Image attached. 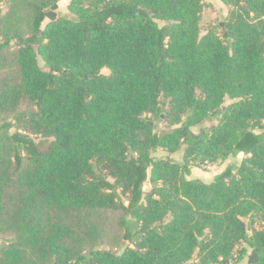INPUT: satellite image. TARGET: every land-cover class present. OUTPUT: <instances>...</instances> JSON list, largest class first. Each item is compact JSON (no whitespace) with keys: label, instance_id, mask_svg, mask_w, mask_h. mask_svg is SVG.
<instances>
[{"label":"trees","instance_id":"obj_1","mask_svg":"<svg viewBox=\"0 0 264 264\" xmlns=\"http://www.w3.org/2000/svg\"><path fill=\"white\" fill-rule=\"evenodd\" d=\"M58 1L32 5L26 36L2 30L0 6V129L17 126L10 157L0 147V223L57 263L264 264V0H222L223 26L203 34L201 0H70L63 16ZM238 154L210 182L187 177ZM93 208L124 213L121 252L65 246L63 217Z\"/></svg>","mask_w":264,"mask_h":264},{"label":"rangeland","instance_id":"obj_2","mask_svg":"<svg viewBox=\"0 0 264 264\" xmlns=\"http://www.w3.org/2000/svg\"><path fill=\"white\" fill-rule=\"evenodd\" d=\"M44 0H15L12 3L7 1L1 2L2 13L5 14L2 22V30L6 33L18 32L26 36L29 33V25L31 18L32 5L40 3ZM202 9L200 12L199 27L200 33L205 32L207 25L211 24L215 30L219 32V25L223 26L229 12L227 6L222 0H201ZM70 0L58 1V15L63 16L68 14V4ZM10 5H12L10 7ZM47 22L44 18L41 22V27ZM161 24V22H159ZM5 35H0V40H3ZM13 43V41H11ZM12 55L9 51L3 50L0 54V76H7L13 70ZM41 63V61H40ZM103 73H108L106 68H102ZM232 100L225 96L222 104L223 108L227 106ZM32 106L27 101H21L18 106L17 112H24ZM12 114L7 115V119L11 118ZM164 118V114H160ZM161 118L155 120V131L160 133L170 128L169 123ZM218 116L204 119L197 125L191 126L193 132H197L200 127H209L216 124ZM173 126V125H172ZM13 125L8 130L0 129V147L5 152V156L10 157V134L16 130ZM183 150L169 152L165 149H158L153 153V157L167 158L174 162H181ZM243 154L236 156H229L226 159H218L215 161L205 162L202 165H191V173L187 176L189 179H198L203 182H210L218 173H220L227 165H233L234 169L239 165ZM112 181V179L110 178ZM151 185L148 181L144 183L143 189L148 191ZM124 213L121 210L106 209V208H93L78 210L66 214L63 217V224L69 230L68 237L65 240V246L71 252L86 253L90 250L106 249L113 252H121L123 248L129 244L123 236V227L121 219ZM245 222H249V217H243ZM257 227L264 226V222L256 221ZM197 261L196 253L192 258L185 261L183 264H193ZM71 261L66 263H57L54 257L50 255L47 248H38L30 241H26L25 237L13 233L12 229L6 221L0 223V264H70ZM220 264V263H210ZM228 264H246V259L238 262L235 256H232Z\"/></svg>","mask_w":264,"mask_h":264},{"label":"water","instance_id":"obj_3","mask_svg":"<svg viewBox=\"0 0 264 264\" xmlns=\"http://www.w3.org/2000/svg\"><path fill=\"white\" fill-rule=\"evenodd\" d=\"M223 107V106H222Z\"/></svg>","mask_w":264,"mask_h":264}]
</instances>
